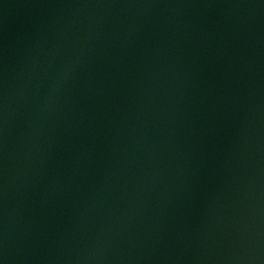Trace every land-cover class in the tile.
<instances>
[{
  "label": "water",
  "instance_id": "95a60500",
  "mask_svg": "<svg viewBox=\"0 0 264 264\" xmlns=\"http://www.w3.org/2000/svg\"><path fill=\"white\" fill-rule=\"evenodd\" d=\"M0 264H264V0H0Z\"/></svg>",
  "mask_w": 264,
  "mask_h": 264
}]
</instances>
